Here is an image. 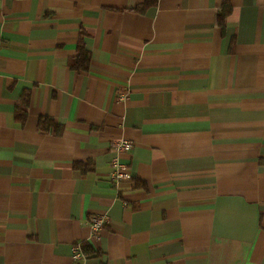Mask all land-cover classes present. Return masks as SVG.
<instances>
[{"label": "crops", "instance_id": "obj_1", "mask_svg": "<svg viewBox=\"0 0 264 264\" xmlns=\"http://www.w3.org/2000/svg\"><path fill=\"white\" fill-rule=\"evenodd\" d=\"M78 243L264 264V0H0V264Z\"/></svg>", "mask_w": 264, "mask_h": 264}, {"label": "built area", "instance_id": "obj_2", "mask_svg": "<svg viewBox=\"0 0 264 264\" xmlns=\"http://www.w3.org/2000/svg\"><path fill=\"white\" fill-rule=\"evenodd\" d=\"M112 146L117 149L118 151H128L132 148L131 141L127 139H117L114 140ZM113 172H112V179L113 181L119 183L120 181L125 180L128 177V170L124 165H121L119 162H115L113 164ZM107 216L99 215L94 216L90 219V226L94 232L100 231L107 223ZM73 258L77 261L83 260V262H78L75 264H88L85 261L86 254L84 253L83 247L81 243H78L74 247Z\"/></svg>", "mask_w": 264, "mask_h": 264}, {"label": "trees", "instance_id": "obj_3", "mask_svg": "<svg viewBox=\"0 0 264 264\" xmlns=\"http://www.w3.org/2000/svg\"><path fill=\"white\" fill-rule=\"evenodd\" d=\"M155 1H156V0H155ZM220 16H221V17H219V22L222 23L223 20H224V17H222L223 14H221ZM80 57H85V58H87V59L90 58L89 53H88L84 48L81 49ZM77 63H78V61L76 62V64H77ZM76 64H75V65H76ZM75 65H74V66H75ZM83 250H84V252H88V251H89V249H88L87 246H85V247L83 248Z\"/></svg>", "mask_w": 264, "mask_h": 264}]
</instances>
